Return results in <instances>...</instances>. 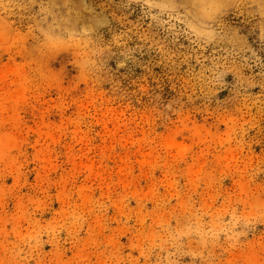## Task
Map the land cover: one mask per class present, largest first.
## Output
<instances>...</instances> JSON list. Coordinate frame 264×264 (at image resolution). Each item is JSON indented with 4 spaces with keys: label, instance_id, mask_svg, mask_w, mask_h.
Segmentation results:
<instances>
[{
    "label": "rangeland",
    "instance_id": "obj_1",
    "mask_svg": "<svg viewBox=\"0 0 264 264\" xmlns=\"http://www.w3.org/2000/svg\"><path fill=\"white\" fill-rule=\"evenodd\" d=\"M0 264H264V0H0Z\"/></svg>",
    "mask_w": 264,
    "mask_h": 264
}]
</instances>
